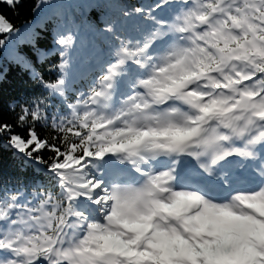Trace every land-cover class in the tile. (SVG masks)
<instances>
[{
    "label": "snow or ice",
    "instance_id": "6c2138e0",
    "mask_svg": "<svg viewBox=\"0 0 264 264\" xmlns=\"http://www.w3.org/2000/svg\"><path fill=\"white\" fill-rule=\"evenodd\" d=\"M29 11L0 10L32 86L0 108V264H264V0Z\"/></svg>",
    "mask_w": 264,
    "mask_h": 264
},
{
    "label": "trees",
    "instance_id": "16d2710c",
    "mask_svg": "<svg viewBox=\"0 0 264 264\" xmlns=\"http://www.w3.org/2000/svg\"><path fill=\"white\" fill-rule=\"evenodd\" d=\"M32 2L33 0H25L18 17L13 16L11 10L5 5L0 4V10L5 11L15 23L20 24L26 17L31 19L29 8ZM19 47L22 53H28L29 58H32L27 45L21 44ZM0 77H2L0 79V108H3L7 102L19 93L32 90L29 73L22 65L16 63L2 51H0ZM21 166V162L11 153L0 152V169L11 174H20Z\"/></svg>",
    "mask_w": 264,
    "mask_h": 264
}]
</instances>
